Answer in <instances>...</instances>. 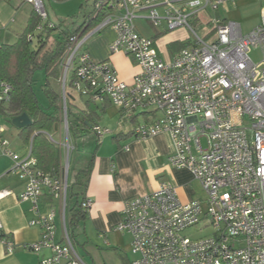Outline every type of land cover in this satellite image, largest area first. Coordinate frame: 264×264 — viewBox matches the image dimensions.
I'll use <instances>...</instances> for the list:
<instances>
[{"label":"built area","instance_id":"1","mask_svg":"<svg viewBox=\"0 0 264 264\" xmlns=\"http://www.w3.org/2000/svg\"><path fill=\"white\" fill-rule=\"evenodd\" d=\"M258 1L259 22L247 32L240 23L213 13L233 0L94 1L86 23L68 37L59 62V139L48 135L61 151L59 172L39 169L30 144L22 155L11 149L0 118V156L11 160V170L23 182L19 200L29 203L34 213L28 225L40 230L38 239L24 248L51 252L41 264H88L74 249L66 225L74 148L66 117L69 81L77 94L94 102L108 100L122 116L157 113L153 120L135 124L132 134L145 139L168 133L169 166L187 169L205 194L204 200L181 202L176 188L161 182L157 189L127 200L113 229L130 236V264H264V0ZM23 2L47 27L54 26L43 0ZM200 12L208 15L203 28L210 26L204 36L190 26L191 19L199 21ZM98 16L97 26L83 37ZM140 19L161 26V32L187 27L194 41L171 56L161 55L154 38L140 33L135 23ZM105 28L114 32L109 53L129 56L138 68L130 84L120 79L109 59L97 61L83 50L85 42ZM255 48L260 51L258 62L250 56ZM10 91V85L0 81V103L9 101ZM92 130L98 138L110 132L98 124ZM8 194L1 190L0 198ZM91 205L85 196L82 210ZM197 225L210 226L212 234L196 239L184 234ZM0 241L12 250V241L1 232Z\"/></svg>","mask_w":264,"mask_h":264},{"label":"crops","instance_id":"2","mask_svg":"<svg viewBox=\"0 0 264 264\" xmlns=\"http://www.w3.org/2000/svg\"><path fill=\"white\" fill-rule=\"evenodd\" d=\"M32 11V7L23 0H0V46L15 42ZM106 29H109L111 36L105 44L107 50L105 57L94 58L90 53L86 43L94 35L84 44L85 50L97 61L109 59L110 56L108 45L114 38V32L110 28L102 31ZM112 55L128 57L122 53ZM130 62L134 71L128 73V76H122L118 71L120 79L128 84L138 70L134 62L132 60ZM96 103L100 107L104 103H109L96 124L108 128L102 124L103 119L107 118L109 122L112 121L111 129L108 128L110 132L98 138L91 129L82 136L81 140L89 141L93 137L99 142L110 134L111 142L108 150L102 153L97 151L100 143L95 144L92 151H90L91 146H88V151L83 157V164L75 163L72 170L73 180L78 170L86 166L89 168L84 196L92 200V205L86 211V219L83 221L85 229L98 233L109 232L121 220V211L127 200L157 189L161 182L172 184L181 202L205 199L204 192L200 194L199 191L194 190V182L197 180L187 169L169 166L167 158L172 152V142L168 133L161 132L145 139H138L132 134L131 129L135 124L149 122L157 117V113L149 112L125 117L108 100ZM125 146L127 149L124 148ZM26 147L27 145H23L21 149L14 147L13 149L22 155L26 152ZM10 161L9 158L0 156V191H9L7 196L0 198V232L12 241L13 247L12 251H8L4 243L0 241V264H23L22 256L25 255H31L32 259L39 260L41 263L42 259L51 256V252L43 249L40 254L34 255L24 250L25 244L38 239L40 230L38 227L28 225L34 213L30 210L29 203L19 200L23 182L17 173L11 170ZM51 204L55 205V203ZM45 208L47 205H44ZM56 223L58 238L60 231L58 219ZM113 228L111 231H114ZM115 247L122 250L124 259L116 255L121 264H130L132 259L130 241L128 249L120 245ZM14 250L17 252L15 253Z\"/></svg>","mask_w":264,"mask_h":264},{"label":"trees","instance_id":"3","mask_svg":"<svg viewBox=\"0 0 264 264\" xmlns=\"http://www.w3.org/2000/svg\"><path fill=\"white\" fill-rule=\"evenodd\" d=\"M91 13L92 9L85 16L83 25ZM40 24H43L42 30L36 31ZM80 29V27L61 29L52 37L51 33L57 30V27L55 25L51 28L47 27L44 22L42 23L40 17L32 11L15 42L0 46V81L8 83L11 87L9 101L0 103V118L3 122H10L11 118L22 113L29 116L31 124L20 128L19 136L22 137L26 145H31V155L35 158L37 167L54 175L59 172L61 151L57 144L49 139L48 135L53 131L58 132L60 124L62 101L58 83L59 62L68 37ZM187 43L186 41L174 42L170 45V49L174 52L186 46ZM37 70H42L45 74L43 83V93L47 102L45 106L40 104L33 89L34 73ZM72 89V83L67 82L66 117L71 139L80 138L89 132L109 104L104 103L100 107L90 98L79 94L76 98L68 91ZM88 170L87 166L78 170L71 184L68 182L65 210L66 225H77L86 219V211L82 210L81 201L85 197ZM74 185L83 188L80 200L77 198V193L72 189ZM69 197H76V199L68 201ZM113 249L119 258L124 259L122 250L118 247H113Z\"/></svg>","mask_w":264,"mask_h":264},{"label":"rangeland","instance_id":"4","mask_svg":"<svg viewBox=\"0 0 264 264\" xmlns=\"http://www.w3.org/2000/svg\"><path fill=\"white\" fill-rule=\"evenodd\" d=\"M95 0H43L44 8L46 10L48 19L53 23L57 30L52 31L51 36L54 37L57 32L61 29H72V28H82L85 21V16L91 11ZM261 9V2L258 0H233V3H228L227 6L221 7L214 11V15L227 19L233 20L240 23L243 32L251 30L259 22V15ZM199 21L191 19L190 26L199 35L204 36L206 30L210 28L208 25L206 29L203 25L208 21V15L206 12H200L198 15ZM100 16L95 18L91 23L85 27L83 31V37L88 35L97 26ZM136 25L139 28L140 33L145 36L155 37L154 43L155 47L161 55L171 56L173 50L170 49V45L174 42L182 43L194 41V35L187 27H180L177 29L166 30L161 32V26H154L148 20H137ZM111 32L109 29L102 31L94 35L86 44L89 48L90 53L94 58H103L107 55V50L105 44ZM85 48H83L84 50ZM250 56L253 61L258 62L261 58L260 51L258 48L252 49ZM109 60L114 65V67L122 74V76H128V73L134 71L131 65V58L123 57L119 55L110 54ZM34 92L42 106L47 104L44 93H43V83L45 81V74L42 70H37L34 73ZM58 87V84L56 83ZM69 93L73 94L77 98V93L72 89L68 90ZM107 118L103 119L102 124L111 129ZM3 125L7 129L5 136L10 141V148L21 149L23 145L22 137L19 136L20 130L14 127L9 121L3 122ZM59 132H51L54 139H59ZM33 135V133L30 135ZM82 137L73 138V150L69 156V184L72 182V170L75 163L83 164L85 153L88 151V146H91L93 150L95 144H99L98 152L102 153L108 150L109 144L111 142V135L108 134L104 139L97 142L93 137L89 141H82ZM80 139V140H79ZM90 144V145H88ZM202 144L204 145V139H202ZM14 150V149H13ZM5 160V158H1ZM10 168L12 164L10 161ZM198 181L194 182V190L199 191L200 194L203 193ZM75 193H77V198L80 200L82 198L83 188L78 185L72 187ZM70 191V188H69ZM76 197H69L68 201H73ZM113 228V227H112ZM111 228V229H112ZM110 231L106 233L92 232L85 229L84 223L79 222L77 225H68L67 230L74 246L76 252L83 258V260L88 264H121L117 258L113 247L120 245L125 249H128L130 237L129 234L125 232ZM187 237L192 239L209 236L212 234V228L206 227L201 228L198 225L195 227H190L184 231ZM21 250V249H20ZM24 250L29 254H40V252H33L24 248ZM12 251V250H11ZM14 252L16 253L17 250ZM130 256V255H129ZM23 264H41L39 260L32 259L31 255L22 256Z\"/></svg>","mask_w":264,"mask_h":264},{"label":"water","instance_id":"5","mask_svg":"<svg viewBox=\"0 0 264 264\" xmlns=\"http://www.w3.org/2000/svg\"><path fill=\"white\" fill-rule=\"evenodd\" d=\"M10 123L14 127L20 129V128H24V127L29 126L31 124V119L29 118V116L26 113H22L20 115H17V116H14L13 118H11Z\"/></svg>","mask_w":264,"mask_h":264}]
</instances>
